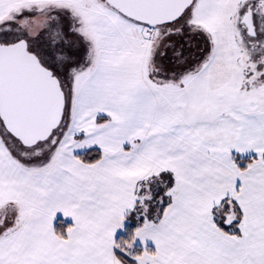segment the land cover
I'll return each instance as SVG.
<instances>
[{
    "label": "snow or ice",
    "instance_id": "snow-or-ice-1",
    "mask_svg": "<svg viewBox=\"0 0 264 264\" xmlns=\"http://www.w3.org/2000/svg\"><path fill=\"white\" fill-rule=\"evenodd\" d=\"M0 264H264V0H0Z\"/></svg>",
    "mask_w": 264,
    "mask_h": 264
}]
</instances>
